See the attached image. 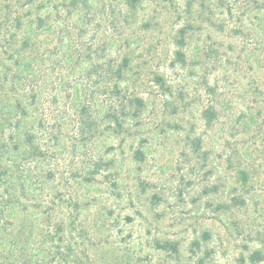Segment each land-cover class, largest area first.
Returning <instances> with one entry per match:
<instances>
[{
    "label": "trees",
    "instance_id": "16d2710c",
    "mask_svg": "<svg viewBox=\"0 0 264 264\" xmlns=\"http://www.w3.org/2000/svg\"><path fill=\"white\" fill-rule=\"evenodd\" d=\"M142 3L0 0V264H264V0H217L229 17L222 22L190 3L183 12L174 8L172 64L189 60L202 70L199 115L206 131L217 133L215 156L233 173L224 209L236 216L240 239L209 229L185 249L164 242L150 254L129 253L119 248L117 230L98 239L97 220L84 217L91 203L85 187L106 168L91 151L95 129L107 121L121 127L145 105L149 80L126 32ZM206 25L218 32L229 27L230 38L250 39L251 31L260 37L259 74L245 84L235 80L232 101L221 81L209 82L218 52L210 33H202ZM189 43L194 54L187 53ZM126 72L135 76L129 87ZM224 81L230 85L228 76ZM177 99L183 106L173 105V115L190 110L186 94ZM202 142L192 145L200 150Z\"/></svg>",
    "mask_w": 264,
    "mask_h": 264
},
{
    "label": "rangeland",
    "instance_id": "374dc122",
    "mask_svg": "<svg viewBox=\"0 0 264 264\" xmlns=\"http://www.w3.org/2000/svg\"><path fill=\"white\" fill-rule=\"evenodd\" d=\"M171 1L172 4L143 0L135 22L126 31L136 41L132 44L135 63L149 80L141 94L145 103L142 112L121 127L111 121L101 123L90 143L91 151L103 159L106 168L102 176L85 187L91 203L84 217L97 220L94 234L98 239L106 236L108 229L117 230L119 248L125 247L129 253L150 254V247L164 242H176L185 249L191 240L209 229L220 238L226 235L240 239L232 227L236 216L231 209H224L234 186L233 173L215 156L217 133L206 131L199 115L200 104L205 101L198 98L202 70L189 60L172 64L174 37L179 27L174 10L183 12L190 3L203 15L210 11L214 22L229 17L216 6L217 0ZM208 28L202 33H210V42L218 52V64L215 71H208V79L210 83L215 79L221 81L232 101L235 80L245 84L248 77L259 74L257 62L263 56L260 37L251 31L250 39L245 33L230 38L229 27L221 32ZM195 49L193 44L187 53L194 54ZM124 75V85L131 86L135 76L129 72ZM155 76L161 78L158 86L150 82L156 81ZM226 76L230 85L224 81ZM169 92L171 97L167 96ZM182 92L188 96L185 104L187 108L191 106L190 110L182 113L180 109L181 113L173 115V105L183 106L177 99ZM196 138H202L200 150L192 145ZM203 153L207 154V161ZM76 155L74 159L79 163L80 155ZM230 252L231 247H227V253Z\"/></svg>",
    "mask_w": 264,
    "mask_h": 264
}]
</instances>
